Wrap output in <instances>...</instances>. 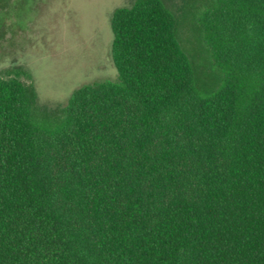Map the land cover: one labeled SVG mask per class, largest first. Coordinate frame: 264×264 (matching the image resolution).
Wrapping results in <instances>:
<instances>
[{
	"label": "trees",
	"instance_id": "1",
	"mask_svg": "<svg viewBox=\"0 0 264 264\" xmlns=\"http://www.w3.org/2000/svg\"><path fill=\"white\" fill-rule=\"evenodd\" d=\"M118 79L39 105L0 72V264H264V0H130Z\"/></svg>",
	"mask_w": 264,
	"mask_h": 264
},
{
	"label": "rangeland",
	"instance_id": "2",
	"mask_svg": "<svg viewBox=\"0 0 264 264\" xmlns=\"http://www.w3.org/2000/svg\"><path fill=\"white\" fill-rule=\"evenodd\" d=\"M174 9L181 0H164ZM130 0H0V72L32 78L39 105H63L84 84L118 79L111 15Z\"/></svg>",
	"mask_w": 264,
	"mask_h": 264
}]
</instances>
